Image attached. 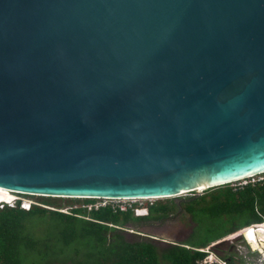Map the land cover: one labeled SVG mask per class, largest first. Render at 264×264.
Returning <instances> with one entry per match:
<instances>
[{
    "label": "water",
    "instance_id": "95a60500",
    "mask_svg": "<svg viewBox=\"0 0 264 264\" xmlns=\"http://www.w3.org/2000/svg\"><path fill=\"white\" fill-rule=\"evenodd\" d=\"M263 172L264 0H0V187L160 198Z\"/></svg>",
    "mask_w": 264,
    "mask_h": 264
},
{
    "label": "trees",
    "instance_id": "16d2710c",
    "mask_svg": "<svg viewBox=\"0 0 264 264\" xmlns=\"http://www.w3.org/2000/svg\"><path fill=\"white\" fill-rule=\"evenodd\" d=\"M254 177H247L244 183L235 186L226 183L209 187L201 194L194 193L182 200L165 199L151 204L145 202L143 205L148 212L140 216L134 215L131 209L113 210L109 206L87 211L81 205H72L64 212L58 210L60 206L55 205V201L48 200L70 199L64 197L42 196L44 198L39 204H32L29 209L18 205H4L0 207V264H22L21 247L33 250L39 243L37 238L25 231L24 222L32 216L41 218L46 214L53 220L51 227L62 242H59L61 246L58 247L49 245V249L57 254L71 253L68 257L60 258L61 262L71 260L72 264H203L202 259L207 255V251H204L206 246L243 227L264 221V172ZM183 211L190 213L199 227H204L206 222L212 223L204 238L190 243H168L166 248L160 249L153 244L155 239L149 237L126 241L121 234L122 229H119L130 218H140L137 221L143 220L152 226L171 214H181ZM108 231H113L111 238L106 234ZM81 247L85 249L87 260L78 255ZM72 253L76 255V259H73ZM226 261L233 264L231 258Z\"/></svg>",
    "mask_w": 264,
    "mask_h": 264
},
{
    "label": "rangeland",
    "instance_id": "374dc122",
    "mask_svg": "<svg viewBox=\"0 0 264 264\" xmlns=\"http://www.w3.org/2000/svg\"><path fill=\"white\" fill-rule=\"evenodd\" d=\"M254 177V176H253ZM255 178V177H254ZM244 183V179L230 182V185L235 186L237 184ZM199 189V188H198ZM203 191V190H202ZM202 191L195 190L193 192H185L178 196L170 197H152L147 199H138L135 200L137 204L148 202L149 204L165 199H174L182 200L190 197L191 195L201 194ZM26 199H30L35 202L41 201L44 197L39 195H24ZM46 198V197H45ZM72 199V200H70ZM70 199H61L57 200L56 198H48L49 201H55V205H59L62 211L68 209L69 206L82 205L84 201L79 198H70ZM41 205V204H40ZM46 206V205H43ZM48 207V206H46ZM55 209L54 207H50ZM140 218H130L125 224L124 227L135 230H140V232H147L152 236H155L160 239H165L166 241H172L176 243L180 242H193L204 238L206 235L205 232L209 233L207 228L210 223H205V226H198L197 220L193 219L190 213L182 212L181 214H171L168 218L163 221H157L152 226L147 225L145 221H137ZM50 216L46 214L43 217H30L27 218L24 222L25 231L30 233L32 237L39 240V243L36 248L33 250L21 247V263L22 264H31L39 262L40 264H72L71 260H66L64 262L60 261L62 257H68L71 255L70 252H65L63 254L53 253L49 249L51 246H61L62 243L55 235L54 229L51 227L52 222ZM208 221V219H207ZM212 221V220H210ZM212 224V223H211ZM211 226V225H210ZM119 228V227H118ZM202 228V229H201ZM121 229V228H119ZM242 229V228H241ZM241 229L224 236L223 238L212 242L204 248V251H207V255L202 259L203 264L213 263V264H229L226 259L231 258L233 264H264L263 253L255 250L253 251L249 244L244 239V236L241 232ZM113 231H108L106 234L109 235ZM241 232V233H240ZM123 239L126 241L139 240L140 238H147L144 235H138L124 230L121 231ZM111 238V237H110ZM37 240V241H38ZM224 240V241H223ZM57 241V242H56ZM221 241V242H219ZM60 242V243H59ZM218 242V243H217ZM217 243V244H214ZM158 248H166V242L159 240L153 241ZM188 246V245H186ZM84 260H87L85 257V249L81 247V251L78 254ZM73 259H76V255L72 253Z\"/></svg>",
    "mask_w": 264,
    "mask_h": 264
},
{
    "label": "built area",
    "instance_id": "2783aa9c",
    "mask_svg": "<svg viewBox=\"0 0 264 264\" xmlns=\"http://www.w3.org/2000/svg\"><path fill=\"white\" fill-rule=\"evenodd\" d=\"M14 193L13 198L8 199L6 201L11 202L15 199H21V206L24 209H28L31 203L33 202L30 199H26L25 197H22L24 195H28L22 192H12ZM83 199H93L94 201L92 202H84L81 207L86 208L87 211H90L92 209H99L101 207H106L109 206L113 210H121V211H126L128 209H131L134 213V215L140 216V215H146L148 212V209L146 206L143 205V203L137 204L135 200H138L140 198H83ZM4 206V202L0 200V207ZM77 205H74L73 207H76ZM70 207H68L69 209ZM68 209H65L64 212H67ZM61 211L63 210L60 209ZM260 223L257 224H252V225H259Z\"/></svg>",
    "mask_w": 264,
    "mask_h": 264
},
{
    "label": "bare ground",
    "instance_id": "6f19581e",
    "mask_svg": "<svg viewBox=\"0 0 264 264\" xmlns=\"http://www.w3.org/2000/svg\"><path fill=\"white\" fill-rule=\"evenodd\" d=\"M202 188H204V186L200 187L199 189ZM12 192H16V190L0 187V200L5 201L13 198L14 193ZM136 198H141V197H136ZM142 198L145 199L150 197H142ZM241 232L246 242L249 244L250 248L253 251L257 250L263 253L264 256V221L259 225H249L247 227H244L241 229Z\"/></svg>",
    "mask_w": 264,
    "mask_h": 264
},
{
    "label": "clouds",
    "instance_id": "9594fccd",
    "mask_svg": "<svg viewBox=\"0 0 264 264\" xmlns=\"http://www.w3.org/2000/svg\"><path fill=\"white\" fill-rule=\"evenodd\" d=\"M19 200H20V204H19ZM3 201V200H2ZM4 202V205H8V206H12V207H14V206H19V207H21V208H23L22 206H21V199H15V200H13V201H11V202H8V201H3ZM29 208H30V206H29ZM28 208V209H29ZM24 209V208H23ZM252 225V224H251ZM247 227V226H246ZM244 228V227H243Z\"/></svg>",
    "mask_w": 264,
    "mask_h": 264
},
{
    "label": "flooded vegetation",
    "instance_id": "af4514ba",
    "mask_svg": "<svg viewBox=\"0 0 264 264\" xmlns=\"http://www.w3.org/2000/svg\"><path fill=\"white\" fill-rule=\"evenodd\" d=\"M19 204H20V200H19ZM32 204H39V203H38V202H35V201H33V202L31 203V205H32ZM31 205H30V206H31ZM41 205H42V204H41ZM145 237H146V236H145ZM151 239H153V238H151ZM244 239H245V238H244ZM155 240H157V239H155Z\"/></svg>",
    "mask_w": 264,
    "mask_h": 264
}]
</instances>
